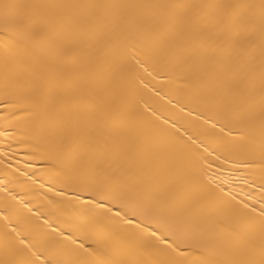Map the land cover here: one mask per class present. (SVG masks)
<instances>
[{"label":"snow or ice","instance_id":"snow-or-ice-1","mask_svg":"<svg viewBox=\"0 0 264 264\" xmlns=\"http://www.w3.org/2000/svg\"><path fill=\"white\" fill-rule=\"evenodd\" d=\"M0 37L32 158L102 210L80 237L5 225L0 264H264V199L237 202L207 160L258 168L264 191V0H0Z\"/></svg>","mask_w":264,"mask_h":264},{"label":"bare ground","instance_id":"bare-ground-1","mask_svg":"<svg viewBox=\"0 0 264 264\" xmlns=\"http://www.w3.org/2000/svg\"><path fill=\"white\" fill-rule=\"evenodd\" d=\"M87 2H124V0H87ZM152 2H168V0H152ZM5 54L4 41L0 37V81H2L3 58ZM150 86L155 84L150 77ZM163 95V92L161 93ZM144 99L157 110V114L163 113L171 116L170 105H167V97L160 99L154 93L144 91ZM167 106L169 111L165 112ZM14 108L5 107L0 94V235L5 231V225L25 226L35 221L40 216L39 223L43 224L48 219L53 227L61 228L67 233L76 231V236L89 233L87 216L94 212L85 207L90 199L87 192L74 193L69 188L56 182L48 173L50 161L46 158H32L29 144L33 133L19 125L10 113ZM171 122V121H170ZM179 127V124H177ZM183 134V129H181ZM209 151H212L210 148ZM211 163L208 168V176L212 177L215 184H219L226 190H231L237 202H243L251 207L259 209V204L264 199V191L261 188V180L258 168L246 166H234L231 161L221 163L216 159V153L207 157ZM63 191L64 195L59 193ZM31 210V211H29ZM7 217V219H6ZM220 219L228 224L231 220L226 216ZM10 230V229H9ZM79 242V241H78ZM86 247H100L93 240L85 239ZM106 246L118 259H126V253L108 242Z\"/></svg>","mask_w":264,"mask_h":264}]
</instances>
